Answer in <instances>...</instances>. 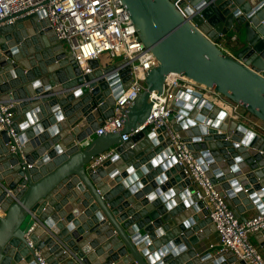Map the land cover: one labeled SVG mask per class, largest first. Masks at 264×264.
Instances as JSON below:
<instances>
[{"label": "water", "instance_id": "1", "mask_svg": "<svg viewBox=\"0 0 264 264\" xmlns=\"http://www.w3.org/2000/svg\"><path fill=\"white\" fill-rule=\"evenodd\" d=\"M121 2L156 66L118 133L95 135L130 86L125 60L90 61L82 75L47 20L31 15L0 27V107L11 106L17 140L0 131V264H40L36 252L47 264H245L230 253L198 256L214 226L193 185L166 161L168 132L133 133L169 75L214 91L256 131L190 89L170 103L171 131L238 220L254 209L264 215V0ZM231 34L237 50L227 55L218 40ZM111 148L110 159L85 169ZM256 244L264 260V229Z\"/></svg>", "mask_w": 264, "mask_h": 264}, {"label": "built area", "instance_id": "2", "mask_svg": "<svg viewBox=\"0 0 264 264\" xmlns=\"http://www.w3.org/2000/svg\"><path fill=\"white\" fill-rule=\"evenodd\" d=\"M31 15L37 17L38 22L48 21L56 39L68 45L82 75L91 72L88 62L99 61L104 54L108 62H127L131 76L130 86L115 100L113 115L103 121L95 135L120 132L123 112L144 90L146 73L156 66L155 58L142 45L121 0H0V27L14 24L17 20ZM220 49L230 55L226 49ZM185 89L204 93V96L216 100L219 105L223 103L222 107L231 116H238L247 121L244 115L238 113L237 107L217 100L219 98L214 91L180 75L171 74L164 82L161 95L155 92L150 94L149 100L153 103L150 116L145 125L133 134L143 128L150 132L164 128L169 135L171 150L166 156V161L173 160V164L181 169L185 179L193 185L196 202L202 203L217 234V253H230L237 261L245 264H264L261 252L249 241L250 235L264 229V215H256L245 223L238 220L224 195L211 181L207 169L203 167L204 164L194 157L188 143L171 131L168 122L171 114L170 103L175 99L178 90ZM10 108L11 106L0 107V131L8 128V135L17 143L11 128L12 115L8 112ZM252 124L258 126L256 123ZM130 137L131 135L124 134L120 136V140L127 142ZM9 150L14 151L11 143ZM114 153L115 148H111L94 157L85 169L94 170ZM32 231L33 227L25 233L27 239ZM29 246L32 247L30 242ZM36 256L40 264H47L39 252H36Z\"/></svg>", "mask_w": 264, "mask_h": 264}, {"label": "crops", "instance_id": "3", "mask_svg": "<svg viewBox=\"0 0 264 264\" xmlns=\"http://www.w3.org/2000/svg\"><path fill=\"white\" fill-rule=\"evenodd\" d=\"M230 38H229V37ZM227 37H220L218 40V44L220 46V48L222 49H226L228 51L229 54H234L237 50V46L236 44H234L231 41V38H233L234 34L232 35H228ZM99 64L101 66H105L106 64L109 65L112 62H103L101 59L98 61ZM223 103H220V106H222ZM236 120L239 122H245V125L249 128H252L254 131H256V126H254L251 122L245 121L243 119H241L238 116H235ZM159 178V177H158ZM257 215V211L251 210V211H246L244 216L247 218V220L251 219L252 217ZM256 238H257V234L254 235H250L249 236V241L251 244H253L254 246H256L258 248V250L262 253V249L256 244ZM211 246H213L211 248ZM217 249H218V238H217V234L215 232V230H210L209 234L204 238V240L201 242V244L196 248L198 256H202L204 254H214L217 253Z\"/></svg>", "mask_w": 264, "mask_h": 264}, {"label": "rangeland", "instance_id": "4", "mask_svg": "<svg viewBox=\"0 0 264 264\" xmlns=\"http://www.w3.org/2000/svg\"><path fill=\"white\" fill-rule=\"evenodd\" d=\"M63 49H64V51H65L67 54H70V49H69L68 45H67L65 42H63ZM101 60H102L103 62H108V61H109V60L107 59V56H106L105 54L101 57Z\"/></svg>", "mask_w": 264, "mask_h": 264}]
</instances>
